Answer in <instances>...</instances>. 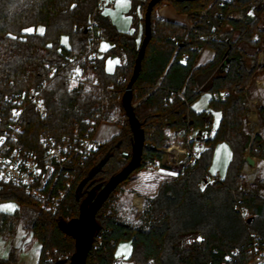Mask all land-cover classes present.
I'll list each match as a JSON object with an SVG mask.
<instances>
[{"label":"trees","instance_id":"trees-1","mask_svg":"<svg viewBox=\"0 0 264 264\" xmlns=\"http://www.w3.org/2000/svg\"><path fill=\"white\" fill-rule=\"evenodd\" d=\"M149 1L131 0L136 21L140 10H145L144 22ZM170 1L177 11L189 15L195 27L189 31L169 24L174 36L157 38L153 19L155 9L162 2L153 10L152 39L134 85L133 103L138 102L135 113L146 135L140 168L162 158L158 146L166 138V128L182 131L184 143L186 133L191 130H197L200 136L209 135L213 129L212 112L197 113L191 108L203 93L210 92L215 97L228 92L223 99L212 98L214 108L221 112L220 122L206 140L208 147L194 162L174 179L164 182L156 195L145 198L138 225L120 222L113 213L103 215L106 201L97 214L99 229L94 242L99 238L101 242L98 250L89 253L87 264H116V247L124 239L131 241L130 260L134 264H222L234 249L240 251L239 264H246L252 257L250 248L255 241L264 247V196L248 193L242 187L247 154L264 159V136L256 134L248 139L245 130V88L262 70L258 67V54L264 38L260 27L264 3L259 9H252V0H236L225 7L215 0ZM97 3L98 0H0V91L37 86L48 77L49 65L62 64L74 53L85 51V30ZM210 4V18L201 17L200 11ZM219 13L223 14L222 19ZM97 18L103 33L100 42L106 40L113 47L99 56L98 69L92 71L91 78L98 77L103 85L113 83L114 90L102 93L95 87L71 89L66 80H53L44 92L46 116L42 118L34 108L27 112L24 139L28 147H36L42 133L57 139L71 134L75 123L94 116L102 106L105 121H111L110 112L116 109L124 113L121 99L142 42L137 43L138 31H120L101 12ZM211 34L216 36L215 40L210 39ZM64 38L68 44H64ZM241 42L256 51L245 52L239 46ZM194 46L212 48L213 60L197 67L199 53L190 50ZM121 54L125 55L126 63L122 61L114 73H108L106 58L109 55L122 57ZM184 54L188 55L186 59ZM121 76L126 82L118 84ZM206 80L208 84L202 86ZM178 92H182L184 98ZM259 116L264 128V107L259 108ZM123 123L125 143H129L132 150L133 135L126 115ZM114 141L112 146H108L109 142L99 145V158L80 169L57 211L41 208L10 186L0 192V201L15 199L21 206H32L39 212L31 226V234L41 244L38 264H45L48 252L59 255L49 264L70 262L75 240L65 235L58 223L78 217L88 193L95 187L100 190L124 168L116 161L124 142ZM220 142L231 146L232 158L225 179L210 181L214 149ZM12 217L0 214V232L10 233L14 229ZM0 264H9V260L0 258Z\"/></svg>","mask_w":264,"mask_h":264},{"label":"built area","instance_id":"built-area-1","mask_svg":"<svg viewBox=\"0 0 264 264\" xmlns=\"http://www.w3.org/2000/svg\"><path fill=\"white\" fill-rule=\"evenodd\" d=\"M236 0H215L220 6H228ZM264 0H252V9H259L263 6ZM104 0H98L94 14L87 26V48L81 53H74L62 64H51L48 66V77L42 80L37 86L26 87L17 91H0V192L7 187H13L21 191L26 196L38 203L41 208L57 211L64 203L68 193L71 191L75 177L80 169L86 167L91 160L98 159L97 151L99 143L96 140V132L99 126L105 121V109L102 106L100 111L94 116L86 118L83 122L74 125L73 132L57 139L52 135L42 133L38 138L36 147L31 148L25 144L27 112L34 108L43 118L46 116L44 108V92L48 85L56 79H64L71 89L75 88H97L102 93L114 90V84H101L98 77L91 78L92 71L98 69L96 64L99 56L100 39L103 36L97 14L101 12ZM113 8L114 4H108ZM212 4L200 11L201 17L210 18ZM186 15L188 30L194 29L195 25ZM222 19L223 14L219 13ZM264 19V13L261 20ZM215 29H218L215 27ZM264 30V29H263ZM210 39H216L211 34ZM207 39L208 37H204ZM191 51H198L199 55L204 50L199 47H191ZM188 57L184 54V59ZM258 67L264 69V38L260 45L258 54ZM126 82L124 76L117 79L118 84ZM257 88L261 87L257 80ZM157 88V87H156ZM155 88V89H156ZM245 106L247 108V119L250 123L259 122V98L249 94V86L245 88ZM183 97L182 92H178ZM228 94L227 91L216 95V100L223 99ZM146 98L148 95L145 96ZM184 98V97H183ZM136 108L138 102L133 103ZM125 116L120 114L114 122H123ZM215 132L213 128L209 133L211 137ZM184 157V163L194 161L201 150ZM247 164L245 163L246 171ZM218 177L209 175L210 181L217 180ZM137 207L142 210V204ZM39 217V212L34 219ZM244 217L246 215L244 214ZM27 242V238L22 239V245ZM101 239L93 243L92 250H98ZM15 247L14 256L19 257L23 247ZM90 251V252H91ZM250 252L251 259L246 264H264V247L255 241ZM239 249H234L228 253L222 264H239ZM52 262L48 257L45 264ZM12 263V262H11Z\"/></svg>","mask_w":264,"mask_h":264},{"label":"rangeland","instance_id":"rangeland-1","mask_svg":"<svg viewBox=\"0 0 264 264\" xmlns=\"http://www.w3.org/2000/svg\"><path fill=\"white\" fill-rule=\"evenodd\" d=\"M110 3L114 4V8H107ZM169 9H171L179 18H184V14L177 11L174 4L170 0L162 2L155 9L153 19L154 32H156L157 38L161 35L174 36L171 32L172 30L169 24H175L188 30L187 19L184 18L185 21H181L180 19L172 20L167 14ZM131 10V0H104V6L102 7L101 13L102 16L109 18L122 32L134 33L138 31L137 43L140 45L144 37L143 16L145 10H140V18L137 21L135 14ZM260 27L264 29V19H260ZM63 42L64 44H68V40L66 38L63 39ZM242 44L245 43L241 42L239 43V46H242ZM247 45L249 44L247 43ZM249 46L252 47L251 45ZM112 47L113 44L106 40H102L99 46L100 55L104 56ZM253 51H256L255 48ZM126 60L125 55H122V57L119 55H109L106 58V71L108 73H114L117 67L122 64V61L125 64ZM262 75V70L257 73L255 80L251 83L254 86V88H251V91L255 92L254 90L258 89L256 79L262 78ZM208 82L209 80H206L202 86H205ZM212 98H214L212 93H203L192 104L191 108L197 113L204 111L212 112L213 128L217 129L221 118V112L214 108ZM110 114L111 115L108 119L112 120L111 122H114L120 114H123L124 116L126 115L125 112H120V109H116L115 111L110 112ZM247 123L250 122L246 118L245 130L248 139L256 134L262 135L263 124L260 116L258 123H250V128ZM117 127L119 128V132L105 143L109 142L108 146H112L111 143H113L112 141L114 140L115 143L124 142V146L120 149V151H118L116 161L122 167H125L131 159V149L129 147V143H125L127 141V136L124 131V123L118 122ZM164 132L166 134V138L164 142L158 146V150L160 151L162 158L160 160H152L150 163L145 164L143 168H139L133 172L130 177L109 197L106 205L107 207L102 210L103 215L113 213L116 219L120 222L134 226L138 225L142 210H140L136 204L139 206L142 204L143 209L145 198L156 195L164 182L174 179L184 167L194 162H183L184 157L187 155L185 150L188 155H191L194 154V151L198 152L201 150L202 152L208 147L206 140L209 138V135L200 136L197 130H191L189 133H186V143H184L185 135L182 131H174L170 128H166ZM231 158V146L227 142L218 143L214 149L213 162L209 169L210 174L220 179H225ZM253 159L255 161V166L247 165L246 171L242 170V187L246 192L262 197L264 196V159L256 157H253ZM36 213L37 210L34 207L28 205L21 206L15 199L0 201V214L13 216L12 219L14 223V229L10 233L8 231L0 232V250L6 246L12 251L14 247L18 246L17 240L21 241L25 236H29V239L24 247V251L30 252L35 250L38 240L29 233H31L32 221ZM131 253V241L125 239L121 240L116 247V264H134L130 260ZM46 256L47 258H52V260L59 257L57 252L56 255H52V253L49 254L48 252L46 253Z\"/></svg>","mask_w":264,"mask_h":264},{"label":"water","instance_id":"water-1","mask_svg":"<svg viewBox=\"0 0 264 264\" xmlns=\"http://www.w3.org/2000/svg\"><path fill=\"white\" fill-rule=\"evenodd\" d=\"M162 1L163 0H150L148 3L144 18V38L135 61L132 77L121 99L122 107L133 135L131 159L129 163L119 173L112 176L100 190H98V187H95L88 193L87 197L80 205L78 217L71 220L59 221V229L65 235L75 240V252L72 254L68 264H87L88 255L99 229L97 224L98 212L102 209L111 194L142 165L146 135L142 124L136 116L135 107L133 106L134 85L139 78L146 49L152 39V13L155 7ZM177 1L183 2L191 0ZM85 33H87V30H85ZM245 163L250 166H255V161L249 154L245 158ZM249 221H251V219H249ZM56 264H63V262L58 261Z\"/></svg>","mask_w":264,"mask_h":264},{"label":"crops","instance_id":"crops-1","mask_svg":"<svg viewBox=\"0 0 264 264\" xmlns=\"http://www.w3.org/2000/svg\"><path fill=\"white\" fill-rule=\"evenodd\" d=\"M109 8V7H107ZM114 8V7H113ZM112 9V8H109ZM102 11V9H101ZM168 16L172 19V20H184V18L186 19V15L184 14V18H179L171 9H169L168 11ZM187 21V20H186ZM241 48L249 53L252 54L254 53V48L250 47L249 45H247V43L242 44ZM215 56V51L212 48H204V50L202 51V53L199 55V58L197 60V67L198 66H204L206 64H208L209 62H211L213 60ZM263 71V75L261 76L262 78L260 79H256L260 82L261 87L258 88L257 90H254L255 92L251 91V88H254L253 84H250L249 86V94L252 97H258L259 98V106L264 107V69H262ZM258 91V92H257ZM208 93V92H205ZM248 127L250 128V123H247ZM263 129V133L262 135L264 136V128L262 126ZM119 132V128L117 127V123L116 122H103L97 132H96V140L99 143H104L107 140L111 139L115 134H117ZM31 234V233H29ZM27 238V241L29 239V236H25ZM27 243V242H26ZM26 243H24V245H22V240H17V247L21 246L23 247V250L21 252V254L19 255V257H15L13 250L11 251L10 248L4 246L1 250H0V258L2 259H6L9 260V264H38L39 260H40V253H41V244L38 242L37 245L35 246V250L32 251H24V247L26 245ZM12 262V263H11Z\"/></svg>","mask_w":264,"mask_h":264},{"label":"snow or ice","instance_id":"snow-or-ice-1","mask_svg":"<svg viewBox=\"0 0 264 264\" xmlns=\"http://www.w3.org/2000/svg\"><path fill=\"white\" fill-rule=\"evenodd\" d=\"M27 31H31V30H27ZM40 31H41V33H43V29H41ZM229 156H230V154H229Z\"/></svg>","mask_w":264,"mask_h":264}]
</instances>
